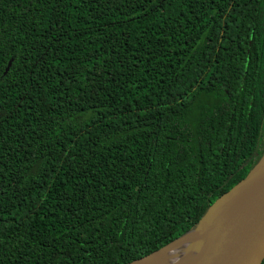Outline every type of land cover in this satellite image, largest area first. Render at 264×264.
<instances>
[{"label":"trees","instance_id":"obj_1","mask_svg":"<svg viewBox=\"0 0 264 264\" xmlns=\"http://www.w3.org/2000/svg\"><path fill=\"white\" fill-rule=\"evenodd\" d=\"M263 155L264 0H0V264L140 261Z\"/></svg>","mask_w":264,"mask_h":264},{"label":"water","instance_id":"obj_2","mask_svg":"<svg viewBox=\"0 0 264 264\" xmlns=\"http://www.w3.org/2000/svg\"><path fill=\"white\" fill-rule=\"evenodd\" d=\"M11 64L12 61L9 62L6 73ZM215 217L216 222L213 221ZM200 228L207 241L191 264H263L264 155L245 179L211 206L192 232ZM189 234L132 264L149 259Z\"/></svg>","mask_w":264,"mask_h":264},{"label":"bare ground","instance_id":"obj_3","mask_svg":"<svg viewBox=\"0 0 264 264\" xmlns=\"http://www.w3.org/2000/svg\"><path fill=\"white\" fill-rule=\"evenodd\" d=\"M213 221L216 222V217L213 218ZM202 228L139 264H191L199 256L201 248L207 241V237H203Z\"/></svg>","mask_w":264,"mask_h":264}]
</instances>
